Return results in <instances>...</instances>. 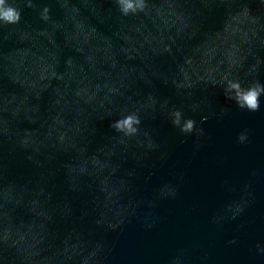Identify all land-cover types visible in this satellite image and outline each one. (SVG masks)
<instances>
[{
	"label": "water",
	"instance_id": "1",
	"mask_svg": "<svg viewBox=\"0 0 264 264\" xmlns=\"http://www.w3.org/2000/svg\"><path fill=\"white\" fill-rule=\"evenodd\" d=\"M4 7L0 264H233L264 211V96L225 89L264 85V0Z\"/></svg>",
	"mask_w": 264,
	"mask_h": 264
},
{
	"label": "clouds",
	"instance_id": "2",
	"mask_svg": "<svg viewBox=\"0 0 264 264\" xmlns=\"http://www.w3.org/2000/svg\"><path fill=\"white\" fill-rule=\"evenodd\" d=\"M5 0H0V20L9 23L18 22L20 16L19 12L15 9L8 7L5 8ZM120 10L122 14L128 15L135 13L137 10L143 9V0H119ZM47 11V10H45ZM226 95L241 109L257 110L260 107V98L264 96V85L256 84L248 88H241L238 83L229 82L228 87L225 89ZM173 124L180 127L182 132L190 133L193 130L194 122L192 120L181 121V113L176 111L173 113ZM134 124H139L138 118L129 115L120 119L112 125L118 131H123L126 134L136 132ZM240 142L246 140L245 135L238 137Z\"/></svg>",
	"mask_w": 264,
	"mask_h": 264
}]
</instances>
